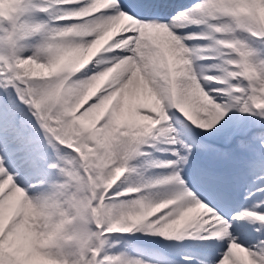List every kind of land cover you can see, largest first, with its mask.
Returning a JSON list of instances; mask_svg holds the SVG:
<instances>
[{
	"label": "clouds",
	"instance_id": "clouds-1",
	"mask_svg": "<svg viewBox=\"0 0 264 264\" xmlns=\"http://www.w3.org/2000/svg\"><path fill=\"white\" fill-rule=\"evenodd\" d=\"M134 86L153 100L135 107L142 120L125 116ZM0 89L16 93L55 157V175L27 187L0 160V264H151L111 251L114 235L136 232L228 239L219 264H264V239L238 243L176 178L187 163L178 149L167 162L144 151L178 143L173 110L203 131L233 110L264 118V0H200L166 22L121 0H0ZM238 215L264 234V213Z\"/></svg>",
	"mask_w": 264,
	"mask_h": 264
},
{
	"label": "snow or ice",
	"instance_id": "snow-or-ice-1",
	"mask_svg": "<svg viewBox=\"0 0 264 264\" xmlns=\"http://www.w3.org/2000/svg\"><path fill=\"white\" fill-rule=\"evenodd\" d=\"M162 2H163V0H121V6H122V8L125 11L131 12L132 15L138 17L142 21L160 20V21H165L166 22V21H168V19L166 18V16L163 15V11L164 10L161 7H159V5L162 4ZM122 55H123V53H122ZM10 96H11V93L9 91H4L3 94L0 95V100L7 99ZM143 107H147V105H143ZM169 115L172 117L173 121L179 120L182 124L185 123L184 117H182L179 113L170 112ZM225 117L226 116H224V118ZM224 118L219 120L218 123H216V121H214V120L209 122V123H207V124H203L202 123L201 127L209 128L212 131L214 128H216L221 123L222 120H224ZM142 119H143V117H139L138 119H132V120H142ZM186 122H188V121L186 120ZM213 124H215V127H213ZM191 126H193L191 123H188L186 125L187 133H185L183 131H178L175 128H174V131L172 132V133H176V135H174V137L178 141L177 145L180 146L179 148H177L178 149V155L180 157H186V159H187L186 165H188L190 163L189 157L191 156V148H192V146L195 143V138L191 135V132H192ZM199 129H201V128H199ZM211 131H207V132H211ZM181 137H183V139H181ZM0 160H2L3 163L6 166V161L2 157H0ZM186 165L183 164V163H178L176 165L177 170L182 169V171H180V175L178 177H176L177 179H181L182 178L183 181H184V178L182 177V173L184 172V166H186ZM204 179H205V182L209 186H211L214 183L213 177L211 175H206L204 177ZM210 207L214 209V207H212V206H210ZM259 208H260V204H256L253 207H251L250 209L247 208V207L242 208L239 212L235 213L231 217V219H228L226 217V215L221 210H219V209H215V210H216L217 213H219L221 216L225 217L231 223V225H232L231 232H232L233 236H236L234 234L237 231V226H240V227H246L247 226L244 223L245 220L240 219L238 214H242L246 210L247 211L258 212L257 210ZM206 240L211 241V239H206ZM225 240L227 241V247L222 253H220V258H219V260H217L215 262V264H219V261L222 258H224L225 253L228 251L229 240L228 239H225ZM238 243H241V244L244 245L243 241L238 242ZM252 246H253L252 244L248 245V247H252Z\"/></svg>",
	"mask_w": 264,
	"mask_h": 264
},
{
	"label": "bare ground",
	"instance_id": "bare-ground-1",
	"mask_svg": "<svg viewBox=\"0 0 264 264\" xmlns=\"http://www.w3.org/2000/svg\"><path fill=\"white\" fill-rule=\"evenodd\" d=\"M138 87L134 86L129 89V91L125 94L123 97V103L125 105V116L129 119H134L135 115L131 113L132 111H135V107L137 105H143L144 100H147L143 95L142 91H140ZM137 103V105H135ZM135 105V107H134ZM10 135V134H9Z\"/></svg>",
	"mask_w": 264,
	"mask_h": 264
},
{
	"label": "rangeland",
	"instance_id": "rangeland-1",
	"mask_svg": "<svg viewBox=\"0 0 264 264\" xmlns=\"http://www.w3.org/2000/svg\"><path fill=\"white\" fill-rule=\"evenodd\" d=\"M26 107V106H25ZM28 110V109H27ZM29 112V111H28ZM30 113V112H29ZM30 115H31V113H30Z\"/></svg>",
	"mask_w": 264,
	"mask_h": 264
}]
</instances>
